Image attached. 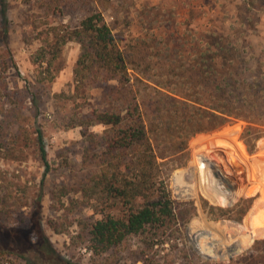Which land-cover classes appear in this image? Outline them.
<instances>
[{"label": "rangeland", "instance_id": "obj_1", "mask_svg": "<svg viewBox=\"0 0 264 264\" xmlns=\"http://www.w3.org/2000/svg\"><path fill=\"white\" fill-rule=\"evenodd\" d=\"M93 4L103 12L106 21L113 28V33L127 51L132 64V76H155L154 71L158 69L156 56L153 57L154 51L151 50L154 43L140 42L145 39V33L140 25L139 15L145 8L148 16L152 17L150 28L157 34L155 41L158 43V49L169 48L166 46L173 48V45L178 47L180 43L175 44V41L183 38L181 43L186 50L181 59H187V62L191 63L190 76H201L203 70L197 65V61L202 65L203 58L218 69L220 63H225L224 74L230 73V76H264V0H65L61 6L62 13L49 17L45 10L38 7L37 0H32L31 3L25 0H0V123L4 120L3 116L6 117L7 123L10 124L9 132L17 133L18 139H15L17 143H14L7 129H4L7 133L5 143L9 146L13 144L16 153L20 151V157L15 159L0 157L1 180L5 188L2 194L10 196L7 201L9 207L5 206V212L0 214V248L11 252L9 259L17 264H25V260L33 264H55L41 256L32 245L34 241L32 246H28L25 241L33 204L41 197L43 232L56 253L71 264L227 263L230 258L237 257L249 249L256 239L264 238V226L259 230L262 237L254 238V233L243 224L255 201L257 203L260 199L264 205L260 194L264 185L259 181V178L264 176L263 164H257L259 168L255 166L256 173L251 172L244 164L247 160V163L252 165L253 157L264 158L263 151L258 148L259 142L264 141V138L257 142L254 152L249 153L240 139L246 127L245 122H236L218 132L199 134L190 140L188 162L174 171L170 178L173 199L177 202L193 203L189 221L181 227V235L178 238L155 245L147 252L142 242L131 238L120 248L101 256L93 255L88 249V242L80 238L78 220L92 223L100 218L89 206L81 202L82 198L76 192L79 184L86 181L96 170V164L92 158L89 161L84 160L85 149L89 146L83 141L80 129H66L65 122L76 111L87 113L91 108L98 106L102 96L109 89L108 86H113L116 82L95 85L87 101H84V98L76 102L55 99L53 94L74 92L73 69L79 55V45L72 42L63 48L60 61L64 68L52 83L43 85L37 82L38 67L31 59L39 43L31 39L36 34L32 21L49 20L53 24L75 25ZM2 29H7V36L3 35ZM217 35L225 40L216 45ZM28 40L30 43H27ZM220 46L222 51L218 52ZM188 48H192L195 53H189ZM195 49L207 55L202 56L201 53L197 58L198 51ZM5 62H14L15 65L3 72ZM210 76H215V73H210ZM36 129L43 132L50 166L44 179V166L40 162L34 143ZM224 129L236 130L235 141L241 145L248 158L241 160L235 155H230L234 142L223 136L226 132H223ZM101 130L100 126L92 129L95 133ZM24 133L28 135V139L24 138ZM200 136L209 139L205 146H192L191 142ZM216 140H220L218 147L214 146ZM194 149H200L205 157L213 158L215 164H211L216 165L222 173V178H225L223 182L234 186L237 196L232 204H214L207 197L208 193L217 190L212 173V189L207 185L204 192L198 189V195L178 192L175 178L188 179V184L192 182L191 173L188 171L194 159ZM232 166H236L238 171L233 173ZM242 172L249 174L251 178L244 177ZM197 180V185L200 186L198 176ZM252 186L254 188L247 190ZM60 187L69 189L68 196L62 199L65 202L64 208L52 199V193L59 192ZM240 198L253 199L242 222L212 220L209 217L210 207L228 208ZM259 212L264 216L263 206ZM203 216L208 222H229L243 226L251 234L250 244L245 249L227 256L210 257L201 254L192 237L210 238L200 226L199 220ZM227 232L224 235L228 237L230 232Z\"/></svg>", "mask_w": 264, "mask_h": 264}, {"label": "trees", "instance_id": "obj_2", "mask_svg": "<svg viewBox=\"0 0 264 264\" xmlns=\"http://www.w3.org/2000/svg\"><path fill=\"white\" fill-rule=\"evenodd\" d=\"M25 1L31 3L32 0ZM37 3L49 17L62 13L65 0H37ZM139 21L146 39L140 42L154 43L151 50L158 67L155 76H132L127 51L96 4L75 25L32 21L36 34L31 41H37L39 46L31 59L38 67L39 84L52 83L62 71L64 65L60 56L68 43L79 45L73 69L74 92L53 94L55 99L76 102L84 98L87 101L95 85L116 82L108 86L98 106L87 113L76 111L65 122L66 129H80L83 141L89 146L85 149L84 160L92 158L96 164V170L76 189L81 202L100 216L92 223L78 220L80 238L88 242V249L96 256L115 251L131 238L142 242L147 252L155 245L181 235V227L189 221L193 203L173 199L170 178L188 162L189 142L193 137L245 122L240 139L249 153H253L257 142L264 138V76H230V73L224 74L225 63H220L218 69L204 58L202 65L197 61L203 70L201 76H190L191 63L181 59L186 50L181 43L183 38L175 41V44L180 43L178 47L158 49L157 34L150 28L152 17L148 16L146 8L139 15ZM2 33L7 36V29H2ZM217 36L216 45L225 40ZM188 49L189 53H195L192 48ZM217 50L221 52L222 47ZM200 54L207 55L198 51L197 58ZM14 65V62H5L3 72ZM3 119L0 123V157L15 159L20 157V151L16 153L13 144L5 143L6 134L14 143H17L18 136L9 132L10 124L6 117ZM97 126L102 130L95 133L92 129ZM35 135V148L44 166V179L50 170L44 136L40 129L35 130ZM223 136L234 142L230 155L241 160L248 158L235 141L236 130H228ZM24 138L28 139L26 133ZM208 140L200 136L191 145L205 146ZM219 142L216 140L214 146L218 147ZM251 160L252 165L244 161L251 172L256 173L257 164H263L264 169V158L253 157ZM1 179L0 170V214L5 212V206L9 207L7 201L10 198L9 194H2L5 188ZM252 188L254 186L247 190ZM68 194V188L60 187L59 192L52 193V199L64 208L62 199ZM40 202L41 197L33 204L25 241L28 246L34 245L46 260L71 264L56 253L44 234ZM252 202V198H240L228 208L210 207L208 215L212 220L242 222ZM262 206L260 199L257 203L255 201L243 222L254 233V238L262 237L259 232L264 226V216L259 212ZM10 255L11 252L0 248V264H17L9 259ZM25 264L33 263L25 260ZM225 264H264V238L256 239L249 249Z\"/></svg>", "mask_w": 264, "mask_h": 264}, {"label": "bare ground", "instance_id": "obj_3", "mask_svg": "<svg viewBox=\"0 0 264 264\" xmlns=\"http://www.w3.org/2000/svg\"><path fill=\"white\" fill-rule=\"evenodd\" d=\"M258 148H260V150L263 151L264 154L263 140L259 142ZM212 159L213 158L205 157V155L202 153V150L194 149V159L191 162V166L189 167L188 171L191 173L192 182L191 184H188V179H182V177H178L177 179L175 178V183L178 192L198 195V189L204 192L207 188V185L209 188L212 189V177H210L211 173L213 177L214 173H216L218 175L219 180L224 181L225 178H222V173H220L219 169L216 168V165H214L215 163L212 161ZM211 162H213L214 164H211ZM237 165L238 163H236V166ZM236 166H232L233 169H231V171H233V173L238 171ZM242 175L246 178H251L249 174H245L244 172H242ZM197 176L199 179L200 186L197 185ZM259 181H261L264 185L263 175L259 178ZM219 192L220 191L217 192V190H213L212 193L207 194V197L212 203L230 205L235 201V198L237 196V192L228 193L227 195H224L223 193ZM260 194L264 203V186L261 188ZM199 221L200 226L204 230L205 234L209 235L207 237L210 238H195L194 236L192 238L195 247L199 250L201 254H204L205 256L207 255L211 257L214 255L215 257L217 255H231L235 252L245 249L250 244V232L239 224L235 223L234 225L229 222H208L204 216ZM228 230L230 234L227 237L226 235H224V233Z\"/></svg>", "mask_w": 264, "mask_h": 264}, {"label": "water", "instance_id": "obj_4", "mask_svg": "<svg viewBox=\"0 0 264 264\" xmlns=\"http://www.w3.org/2000/svg\"><path fill=\"white\" fill-rule=\"evenodd\" d=\"M215 177V188L223 193L224 195H227L228 193L235 192V188L231 183H224L222 180H219L218 175L214 173Z\"/></svg>", "mask_w": 264, "mask_h": 264}]
</instances>
